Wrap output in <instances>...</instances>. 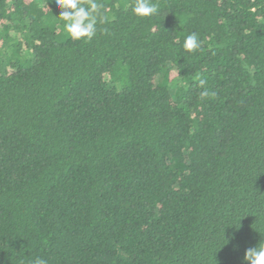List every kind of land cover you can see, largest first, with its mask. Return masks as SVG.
Returning <instances> with one entry per match:
<instances>
[{
	"label": "trees",
	"instance_id": "obj_1",
	"mask_svg": "<svg viewBox=\"0 0 264 264\" xmlns=\"http://www.w3.org/2000/svg\"><path fill=\"white\" fill-rule=\"evenodd\" d=\"M97 2L107 19L74 40L55 0H0V264H245L264 242V0Z\"/></svg>",
	"mask_w": 264,
	"mask_h": 264
},
{
	"label": "clouds",
	"instance_id": "obj_2",
	"mask_svg": "<svg viewBox=\"0 0 264 264\" xmlns=\"http://www.w3.org/2000/svg\"><path fill=\"white\" fill-rule=\"evenodd\" d=\"M56 7L60 9L59 20L63 21L64 31L74 40H91L97 32L98 23L107 18L101 13L97 0H55ZM131 12L135 17L148 18L158 14V7L153 0H134ZM200 41L196 33L186 36L183 49L194 52L199 49ZM205 84L200 80V85ZM201 95L206 96L205 91ZM245 264H264V242L254 248H249L244 256ZM33 264H47V261L37 257Z\"/></svg>",
	"mask_w": 264,
	"mask_h": 264
}]
</instances>
